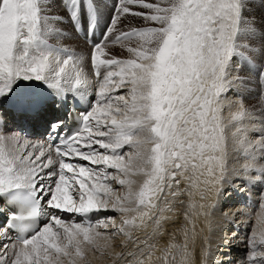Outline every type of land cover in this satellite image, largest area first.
Wrapping results in <instances>:
<instances>
[{
  "label": "snow or ice",
  "instance_id": "snow-or-ice-1",
  "mask_svg": "<svg viewBox=\"0 0 264 264\" xmlns=\"http://www.w3.org/2000/svg\"><path fill=\"white\" fill-rule=\"evenodd\" d=\"M102 3L0 0V264H90L89 252L112 264H191L187 224L184 244L157 246L167 214L184 207L194 231L192 217L210 216L225 184L247 175L264 184V0H115L87 57L62 44L65 19L95 33ZM128 18L142 26L125 28ZM124 42L129 58L111 55ZM85 60L98 88L75 132L61 135L62 119L43 143L7 130L9 120L38 123L53 105L83 100ZM253 80L257 104L237 91L225 117L233 86ZM112 182L125 194L113 198ZM212 190L217 203L197 204ZM259 209L247 264H264V194ZM109 211L120 225L92 215ZM117 233L126 236L119 252Z\"/></svg>",
  "mask_w": 264,
  "mask_h": 264
},
{
  "label": "bare ground",
  "instance_id": "bare-ground-1",
  "mask_svg": "<svg viewBox=\"0 0 264 264\" xmlns=\"http://www.w3.org/2000/svg\"><path fill=\"white\" fill-rule=\"evenodd\" d=\"M109 7L112 8L111 6ZM107 8L108 7L105 6L100 8L99 21L104 29L108 24L106 22V17L110 14ZM103 9H105V13H102ZM66 20L67 19H65V21ZM65 21L63 23L64 25L70 24L69 22H67L68 24L65 23ZM70 29L71 27L62 30L63 35L65 37L63 44L66 45L68 48L72 49V46L70 47L69 45H67L69 42L67 43L66 41V35L70 34L69 36H72L76 41L78 40L80 42L79 44H81L82 41L77 37L75 33V36H73ZM86 48L88 50L90 49V47L88 46ZM119 49V46H116L109 48L108 51H111V53H113L115 50L116 53H118L117 50ZM127 58H129V56L122 55V59ZM85 74L89 77L87 89H89L94 96L98 88V84H96L95 79L91 76V69H89L88 71L85 70ZM243 86L246 87V85ZM20 87H25L24 82H21ZM233 88L234 91L228 93V100L225 102V108L223 112L225 117H228L230 113L235 112V107L228 106V101H235L234 98H236V100L238 99L236 95V87L233 86ZM253 92L255 93L254 89ZM250 96L254 95L249 92V97H245V103L249 106H254V98L251 99ZM52 115L53 113L50 110L44 120L38 123L26 122L25 125L31 126L33 128H42L52 122ZM17 123H20V121L17 120ZM30 138L34 142H37L35 138ZM233 159L234 163L232 164V167L239 168V164L235 163V160L238 158L234 157ZM229 179L232 180L233 177L230 176ZM246 179L248 180L247 183H242L240 180H235L231 185L225 184L224 187L227 189V191L221 197H219V203L217 204V207L215 209H209V211H211V215L208 217H205L203 215L192 217V220L195 224L194 231H192V224L188 223L185 219L184 207H179L176 209L175 212L168 213L167 215H170L172 219L164 224V235L162 237L155 238L157 246L159 248L166 247L170 242L176 244H184V228L187 224L189 230L187 244L188 250L191 253V264H247L248 253L246 249H248L249 252L250 248L248 245V240L250 238L251 231L256 220V214L260 211L259 203L262 200V194H264V186L263 184L256 183L255 178L252 175H247ZM112 188L115 190L113 193V198L115 196H122L126 192L125 188L121 187L115 182H112ZM184 199L187 204L188 198L185 197ZM195 200L197 204L211 205L217 203V195L215 190H212L207 192L206 199L200 200L199 196H197L195 197ZM61 215L66 218L72 216V214L69 213H62ZM92 215L94 218L112 217L115 220L117 226L121 223L119 212H94ZM76 218L79 219V216H76ZM231 228L233 229L232 231L230 230ZM101 230L103 231V229ZM111 231L112 228L110 223L109 232ZM151 231L152 229L151 227H149L147 229L135 232L133 235L139 236L141 239H143L145 236V232L150 233ZM125 240L126 236L124 234L117 233L115 236L112 237L110 241L112 249L115 252L125 250L122 248V242ZM127 250H131V248ZM245 253L246 257H244ZM160 255H162L161 252L156 253V256ZM88 259L90 261V264H112V261L109 257L101 256L99 253L89 252ZM179 259L180 257L179 255H177V260ZM153 261H155V256L153 257Z\"/></svg>",
  "mask_w": 264,
  "mask_h": 264
},
{
  "label": "rangeland",
  "instance_id": "rangeland-1",
  "mask_svg": "<svg viewBox=\"0 0 264 264\" xmlns=\"http://www.w3.org/2000/svg\"><path fill=\"white\" fill-rule=\"evenodd\" d=\"M105 2H106V4L105 3H102L101 4V8L103 7V6H105V7H108L107 8V10H108V12L111 14V9L112 8H110L108 5H111V7L113 6V4H114V2H115V0H107V1H110V2H107L106 0H104ZM102 13H105V9H103L102 10ZM110 14L106 17V19H107V23H108V21H109V19H110ZM103 15H105V14H103ZM67 22H69L68 20H66L65 21V23H67ZM68 24V23H67ZM64 25V24H63ZM61 25V26H59L60 27V29H61V31L63 30V29H67L68 27H71V32H72V34H73V36H75V32L73 31V28H72V26H70V24H68V25ZM129 25H133V26H137V27H140V26H142V22L141 21H139V20H137V19H132V18H128V19H126V20H124L123 21V26L126 28L127 26H129ZM75 33V34H74ZM68 34H69V31H68ZM70 35V34H69ZM69 35H66L67 37H66V41H67V45H69L72 49L74 48V50L75 51H77L78 53H80V54H82L83 56H85V57H87V54H88V52H89V50L86 48L87 46L85 45V43L84 44H82L83 42H81V44H79L80 42L77 40H75L72 36H69ZM77 39V38H76ZM63 42H64V39L61 41V43L63 44ZM73 44H72V43ZM72 44V45H71ZM136 44H137V39L136 38H134L133 39V42H132V46H136ZM76 46V47H75ZM116 46H119V50H117V52L118 53H116V51L114 50V52L113 53H111V51H109L110 53H111V55H113V56H116L117 58H120V59H122V55H126V56H129V53L127 52V50H126V47H127V42H124V44L122 45V44H115V45H110L109 46V48H111V47H116ZM86 64V65H85ZM84 68H85V70L86 71H88L89 69H91L90 68V65L88 64V62L87 61H85V63H84ZM85 70H84V72H85ZM256 85V83H255V81L253 80L252 82H250V83H248V84H246V87H244L243 85H240V86H236V85H234L235 87H236V91H238L241 95H243L244 97H246V98H248L249 97V92H251L252 93V95H254V96H250L251 97V99H253L254 98V100H253V102H254V105H256L257 104V95H258V92H259V89H258V87H257V85ZM257 87V88H256ZM254 89V91H255V93L253 92V89ZM246 90V91H245ZM235 99V101H236V98H234ZM251 99H250V101H251ZM253 106V105H252ZM18 132H20V131H18ZM263 186H264V184H263ZM231 231L233 230L232 228L230 229ZM234 248H236V247H234ZM246 251H247V253H249L248 252V249H246ZM249 251H250V249H249ZM244 257H246V253L244 254Z\"/></svg>",
  "mask_w": 264,
  "mask_h": 264
}]
</instances>
